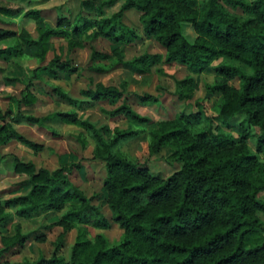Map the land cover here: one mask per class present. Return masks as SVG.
Instances as JSON below:
<instances>
[{"label":"clouds","instance_id":"9594fccd","mask_svg":"<svg viewBox=\"0 0 264 264\" xmlns=\"http://www.w3.org/2000/svg\"><path fill=\"white\" fill-rule=\"evenodd\" d=\"M253 2L245 0L248 5ZM5 3L18 14L0 15V128L11 129L7 134L0 133V193L14 185L26 186L0 196V202L42 191L40 185L30 181L33 175L47 173L49 177L62 174L88 204L69 200L61 191V183L49 189L51 195H46L28 219L19 218L16 207H6L5 214L12 221L9 230L0 235V264H22L25 257L36 264L40 258L37 238L54 224L58 231L52 235L65 237L66 246L60 253L65 264H70L81 234V243L95 246L101 238L106 250L126 245L132 237L115 220L111 229L96 228L94 235L81 232L92 226L91 207L100 208L99 200L92 198L100 194L110 175L122 179L146 176L150 181L171 185L185 167L180 155L187 144L177 133H183L189 142L204 140L201 134L208 130L214 135L223 132L233 142L241 141L249 132L257 134L244 110L233 113L228 126H224L221 108L226 101L214 94L220 78L214 70L220 62L195 67L182 58L170 59L167 48L153 35L158 25L154 22L149 26V18L130 0ZM230 14L239 24L253 19L242 8L232 9ZM89 20L91 25L87 24ZM106 22L112 24L107 33L102 30ZM178 27L190 46L203 42L204 25L182 18ZM74 32L82 35L74 37ZM45 34L53 37L63 51L57 47L53 53L47 48L45 55ZM221 38H225L223 34ZM114 40L125 42L114 44ZM56 55L59 59L53 64ZM246 74L252 76V69ZM193 81L198 84L192 98L181 99L187 96ZM241 83L237 81V91L242 90ZM201 110L202 118L198 115ZM255 145L248 140L251 157L264 164V152ZM169 191L171 188H161L144 202L168 199ZM55 202L63 203L57 209L52 207ZM86 207V214L72 219L70 214L84 212ZM61 220L70 223L67 232L56 223ZM203 223V219L197 222L185 216L172 231L196 232ZM17 232L32 240L30 246H37L35 253L24 248V240L5 248L3 241L16 240ZM261 237L264 232L252 236L247 247H259L264 243ZM54 251L49 247V260ZM239 264H248L247 258L240 256Z\"/></svg>","mask_w":264,"mask_h":264},{"label":"trees","instance_id":"16d2710c","mask_svg":"<svg viewBox=\"0 0 264 264\" xmlns=\"http://www.w3.org/2000/svg\"><path fill=\"white\" fill-rule=\"evenodd\" d=\"M130 3L146 14L149 26L154 22L158 25L153 35L167 48L170 59L182 58L195 67L210 65L214 60L220 62L214 71L220 77L215 92H219L226 101L221 108V120L227 122L233 113L247 111L250 126L259 129L255 146L264 152V0H254L251 5L245 0H202L200 3L197 0H130ZM226 5L242 8L253 19L239 24ZM0 11L13 12L1 5ZM182 18L205 26L201 33L203 42L196 46L187 43L178 27ZM87 24L91 25L92 21H87ZM102 30L110 32L111 22H106ZM120 30H124L123 25ZM73 34L75 37L82 35ZM221 34L225 38H221ZM48 36L42 37L44 49ZM124 42L113 41L114 44ZM58 59L55 56L52 63ZM249 68L252 76L246 74ZM233 78L242 82L239 85L241 91H237V84L228 82ZM204 87L207 89L208 86ZM194 90L192 84L187 96L182 95L181 99H190ZM198 115L202 118L203 110ZM10 131L8 127L0 128V133ZM250 134L239 142H233L223 132L214 135L208 130L201 134L204 140L189 142L183 133H177L187 144L180 155L185 167L171 185L150 181L146 176L122 179L110 175L103 189L111 218L126 228L132 240L114 250H106V243L100 242L101 238H97L95 246L81 243V234L70 264H239L240 256H245L248 264H264V243L259 247H247L252 236L264 232L263 220L257 215L258 211L264 212V200L257 197V193L264 189V164L251 157L247 144ZM30 183L40 185L43 190L37 189L28 197L0 202V225L11 218L5 214L3 206L16 207L18 217H28L46 200V195H51L49 189L61 183L64 185L61 191L69 200L88 204L80 190L62 174L52 177L47 173L33 175ZM161 188H171L167 193L168 199L144 202ZM62 203L55 202L52 207L58 209ZM44 206L48 207L46 203ZM87 212L86 207L84 212L70 215L75 220ZM91 213L92 226L109 224L99 208L91 207ZM185 216L197 222L203 219L204 223L196 232H173L172 229ZM58 222L66 232L70 223L65 220ZM84 231L81 230L82 233ZM27 239L17 232L16 240L5 239L3 243L5 248H11L18 241ZM63 239V234L55 237L52 258L49 260L39 252L36 264H65L58 252ZM22 264L31 262L23 260Z\"/></svg>","mask_w":264,"mask_h":264},{"label":"rangeland","instance_id":"374dc122","mask_svg":"<svg viewBox=\"0 0 264 264\" xmlns=\"http://www.w3.org/2000/svg\"><path fill=\"white\" fill-rule=\"evenodd\" d=\"M202 0H197V3H200ZM8 2H11V0H8ZM0 5L1 6H4L6 7V3H5V0H0ZM227 8L229 10H232V9H236L237 11H239L240 9L238 7H235V8H231L230 6L226 5ZM18 13L17 12H12V13H4L2 11H0V15H8V16H14V15H17ZM0 23H3L2 21H0ZM3 35H14V33H4ZM73 36L75 37V35L73 34ZM57 47H60L58 45V43L53 39V37H51L50 35L47 37V40H46V49H45V55H47V48H52L53 50V53L56 52V49ZM69 47H71L69 45ZM60 51H63V48L60 47ZM59 57V55H56ZM147 69V66L146 68ZM15 75V74H13ZM18 82V81H17ZM228 82L232 85H236L237 84V79L236 78H233V79H229ZM193 86L195 87V90L197 88V84L198 82L197 81H193L192 82ZM194 90V91H195ZM194 94V93H193ZM214 94H217V95H220L219 92H214ZM192 98V97H191ZM190 98V99H191ZM189 99V100H190ZM233 116V115H232ZM231 116V117H232ZM230 117V118H231ZM223 122V121H222ZM228 123H229V120L227 122H223L224 126L227 127L228 126ZM251 126H254V125H251ZM251 133V132H250ZM256 133L258 134L259 133V129L258 127L256 126ZM257 134H253L251 133L249 135V137L247 138V144H248V140L251 139L253 141H255V137ZM26 185L24 184H19V185H14L11 189H8L6 190L5 192L3 193H0V196L2 195H5V194H8L9 192H13V191H18V190H23L24 187ZM257 197L261 198L262 200H264V189L259 191L257 193ZM93 201H97L99 200L100 202V212L103 216H105L108 221H109V224L105 227H95V226H91L89 228H86L85 231L89 232V233H92L94 235V230L96 228H113L114 227V224L112 223L113 220L111 218V211H101V209L103 208H107L109 209L108 205H107V202H106V192L104 189L101 190L100 194L98 196H94L92 198ZM6 207H9V206H3V210H5ZM259 213H261L262 215H260L259 217L263 220V226H264V212H261V211H258ZM257 212V213H258ZM21 219H28V217H19ZM11 221H12V217L7 220L6 222H4L3 224L0 225V235L1 234H5L8 230H9V227L11 226ZM57 224H59V222L57 221L56 222ZM70 227V226H69ZM69 230V228L67 229V231ZM58 231L56 225L54 224L52 227L50 228H45L44 231L40 234V236L37 238L38 239V250L39 252H42L43 255L45 256H48V251H49V247L53 248V240L55 239V235H52V234H55L56 232ZM66 231V232H67ZM32 245V240L31 239H27L24 243V248L27 249L28 251H32L33 253H35L37 251V246H30ZM65 237L63 239V243L62 245L60 246L58 252L61 253V250L63 247H65ZM14 247V246H13ZM23 260H28L26 257L23 259ZM22 260V261H23Z\"/></svg>","mask_w":264,"mask_h":264}]
</instances>
